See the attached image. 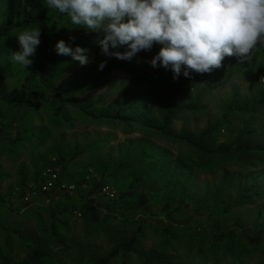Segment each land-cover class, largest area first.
Wrapping results in <instances>:
<instances>
[{
	"label": "rangeland",
	"instance_id": "1",
	"mask_svg": "<svg viewBox=\"0 0 264 264\" xmlns=\"http://www.w3.org/2000/svg\"><path fill=\"white\" fill-rule=\"evenodd\" d=\"M28 15L43 18L0 35V264H23L38 245L51 253L44 264H86L132 236L141 252L172 264H264V152L203 166L188 144L142 126L162 124L163 105L176 101L194 108L170 121L171 132L196 134L226 116L218 142L244 133L264 148V55L244 64L225 57L211 73L173 79L170 70L147 63L159 45L148 59L109 58L43 0H0V29ZM33 27L40 28V44L25 69L11 52L19 49L15 35ZM58 39L89 48V63L57 55ZM101 61L115 66L103 77ZM118 111L133 123L91 115ZM50 169L56 189L34 195ZM84 198L96 200L98 223L77 210ZM53 220L69 249L55 241ZM256 236L261 241L250 243ZM143 262L133 252L112 260Z\"/></svg>",
	"mask_w": 264,
	"mask_h": 264
},
{
	"label": "clouds",
	"instance_id": "2",
	"mask_svg": "<svg viewBox=\"0 0 264 264\" xmlns=\"http://www.w3.org/2000/svg\"><path fill=\"white\" fill-rule=\"evenodd\" d=\"M48 10L66 16L72 27L94 33L101 54L131 61L153 45L159 50L147 63L182 74L211 73L225 57L251 62L264 44V0H43ZM40 28H26L15 37L11 59L22 68L33 63ZM74 40V37H69ZM54 51L80 66L89 63V48L58 39ZM105 61L98 64L103 70ZM264 79V77H262Z\"/></svg>",
	"mask_w": 264,
	"mask_h": 264
},
{
	"label": "trees",
	"instance_id": "3",
	"mask_svg": "<svg viewBox=\"0 0 264 264\" xmlns=\"http://www.w3.org/2000/svg\"><path fill=\"white\" fill-rule=\"evenodd\" d=\"M43 16L40 15H28L22 20H18L15 23L10 24L9 26L0 29V35L5 36L8 33L18 30L22 27H27L29 25L34 24L35 22L41 20ZM56 26L53 28L55 29ZM78 35L83 37L84 39H91L95 34L85 32H78ZM141 55L148 59L149 56L147 51L140 52ZM253 56L264 55V44H260L256 47V49L252 53ZM113 64L106 65L103 70L101 71L100 77H103L105 74L114 68ZM121 68L127 70L130 74L134 75L140 82H146L148 77L144 72H138L132 69L130 66L126 64H121ZM100 77L98 81L100 80ZM166 78V77H165ZM167 80V78H166ZM168 81V80H167ZM259 103L264 104V98L259 101ZM164 108V116L162 120V124H150V123H143L142 126H146L147 128H152L161 131L164 135L171 137L174 140H178L188 144L195 150L200 157V163L203 166H207L208 163L211 167L212 160L216 157L218 158H228L232 156H237L238 159L247 162L250 157L251 153L254 151H262L264 152V148H257L255 147L247 138H245L244 133H238L234 136V139L230 142H218L215 137V132L222 128V125L225 124L226 116L223 118L221 122H216L204 128L201 132L196 134H175L169 130V123L170 121L183 109L189 108L193 109L194 106H183L180 105L176 101L166 102L163 105ZM93 117H105L108 119L113 120H120L122 122H126L127 124L133 123V120L126 115H123L121 111L116 113H101L97 115L96 113H91ZM58 164L61 165L64 163L65 159L58 155ZM97 184L96 186H99ZM146 204L145 195L142 194L140 196V206ZM77 210H79L81 216L84 220L89 221L91 223H98L100 221V215L97 207V202L94 198H84L82 203L77 206ZM63 213V212H61ZM54 216V213L52 214ZM52 235L55 241L63 245L65 249H69L66 241L61 237L57 228H56V221H52ZM222 237V236H220ZM261 241V236L251 237L250 243H259ZM136 237L132 236L128 240H123L119 242L107 255L102 257H91L86 261V264H112V260L119 255H125L129 252L137 253L141 255L144 262L143 264H172L169 259H153L145 252H141L136 245ZM51 256L50 251H46L45 249L41 248L39 245L34 247L33 252L29 255L27 261L23 264H44L45 260Z\"/></svg>",
	"mask_w": 264,
	"mask_h": 264
},
{
	"label": "built area",
	"instance_id": "4",
	"mask_svg": "<svg viewBox=\"0 0 264 264\" xmlns=\"http://www.w3.org/2000/svg\"><path fill=\"white\" fill-rule=\"evenodd\" d=\"M57 177V172L50 169L48 179H46L37 189H34L32 193L35 195L37 193H50L55 190L57 186ZM104 191H107V188H104Z\"/></svg>",
	"mask_w": 264,
	"mask_h": 264
}]
</instances>
